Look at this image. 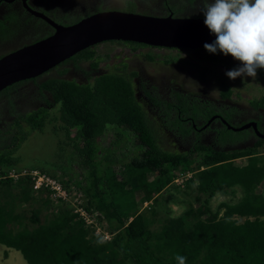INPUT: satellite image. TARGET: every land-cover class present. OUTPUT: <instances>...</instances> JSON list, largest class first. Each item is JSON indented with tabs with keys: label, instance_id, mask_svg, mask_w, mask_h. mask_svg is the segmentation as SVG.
Returning a JSON list of instances; mask_svg holds the SVG:
<instances>
[{
	"label": "trees",
	"instance_id": "1",
	"mask_svg": "<svg viewBox=\"0 0 264 264\" xmlns=\"http://www.w3.org/2000/svg\"><path fill=\"white\" fill-rule=\"evenodd\" d=\"M76 55L91 59L87 47ZM218 58L225 60L223 53L206 50L204 59ZM260 73L264 77V69ZM88 83L46 77L37 83V94L48 95L57 110L52 114L45 110L18 113L12 125L0 129V176L18 167L14 151L29 131L44 130L48 124L51 130L61 131L73 148L76 142L82 143L74 152V164L86 167L83 179L69 175L64 180L68 168L50 160L47 164L56 173L38 167H21V172L36 170L54 177L63 188L70 183L82 189L84 199L76 206L86 216L63 205L61 199L50 201L47 190L33 192L27 175L1 177L0 244L18 251L26 264H177V254L186 257L187 264H264V194L260 190L264 187V155L253 153L261 141L246 151L202 149L201 144L176 149L164 130L161 134L149 127L147 115L124 77L102 74ZM222 86L223 91L228 90L227 85ZM3 93L8 95V90ZM188 107L183 104L178 113L186 115ZM167 109L171 114L170 106ZM174 121L171 117L168 123L175 125ZM71 132L73 136L68 138ZM187 132L177 130L180 137ZM106 134L110 140L103 151L98 142ZM242 156H246L244 165L232 163ZM124 157L130 164L126 169L123 163L127 173L115 168L104 182L105 166L112 162L121 165ZM94 158L104 166L98 176L92 170ZM185 171L191 175L174 183ZM235 185L240 186L241 196L220 202L221 214L211 211L207 205L210 197ZM168 186L181 188L197 206L192 207L189 200L178 215L162 209L156 216L154 205L168 199L169 195L161 198ZM117 189L121 202L112 199ZM147 202L149 207L142 206ZM93 221L99 225L98 232ZM103 233L109 237L98 243Z\"/></svg>",
	"mask_w": 264,
	"mask_h": 264
},
{
	"label": "flooded vegetation",
	"instance_id": "2",
	"mask_svg": "<svg viewBox=\"0 0 264 264\" xmlns=\"http://www.w3.org/2000/svg\"><path fill=\"white\" fill-rule=\"evenodd\" d=\"M130 6L132 12L136 10L134 13L155 17L204 18L199 12L201 0H0V56L52 33V27L38 17L40 13L56 23L68 25L101 11L131 12ZM144 48L174 49L172 52L183 53L198 62V68L190 66L186 57L164 62L155 56L142 57ZM87 49L91 51V59L75 53L40 75L12 83L0 91V129L12 125L18 113L42 108L57 110L48 95L37 94V83L46 77L88 83L99 75L114 74L130 83L134 98L147 115L149 127L164 130L176 148L188 149L192 144H201L202 149L208 146L232 151L251 149L257 142H264V99L262 103L257 97L252 104L238 91L236 94L231 85L235 79L222 72L229 68L231 61H237L231 55L223 54L227 62L221 63L220 58L204 59V47L169 48L121 39L103 40ZM214 69L228 81L229 93L222 90V85L212 82ZM257 74L264 81L260 69ZM25 83L29 86L24 87ZM4 90H8V95H3ZM187 103L186 115L179 114V107ZM10 108H14V115ZM171 117L175 125L168 123ZM48 128L47 124L44 130ZM177 130L188 132L180 137ZM228 132L238 135L225 134Z\"/></svg>",
	"mask_w": 264,
	"mask_h": 264
},
{
	"label": "water",
	"instance_id": "3",
	"mask_svg": "<svg viewBox=\"0 0 264 264\" xmlns=\"http://www.w3.org/2000/svg\"><path fill=\"white\" fill-rule=\"evenodd\" d=\"M38 17L52 27V33L0 56V91L12 83L36 77L81 49L107 39L190 49L202 48L204 43L215 40L204 18L198 17H155L109 10L68 25L56 23L42 13Z\"/></svg>",
	"mask_w": 264,
	"mask_h": 264
},
{
	"label": "rangeland",
	"instance_id": "4",
	"mask_svg": "<svg viewBox=\"0 0 264 264\" xmlns=\"http://www.w3.org/2000/svg\"><path fill=\"white\" fill-rule=\"evenodd\" d=\"M130 11L133 10V7H129ZM136 10L134 9V12ZM132 12V11H131ZM174 49H154V48H144L141 52L142 57L147 56H155V58L161 59V61H165L166 59H169L171 61H176L177 59L181 60L183 57L185 59V54L179 53V52H172ZM186 60H188L190 66L194 68H198V62L191 61L189 58L186 57ZM221 63H225V60L218 59ZM231 65H229V68L224 69L222 72L226 73L228 70H231L233 68H236L240 66L239 61H231ZM212 77V82L214 84L219 85H227L230 87L229 84H226L228 81H224V77L222 73H218L216 69H214ZM233 87H235V91L237 94V91L240 95L244 96L245 98L250 99L249 102L254 104V101L257 97V100L260 101L264 99V81L262 80V76L259 74L256 75V77H250V76H242L237 77L234 80V83L231 84ZM24 87L29 86V83H25L23 85ZM260 95V96H259ZM257 101V102H258ZM261 103V105H262ZM260 105V106H261ZM44 109H40V112H43ZM46 111V110H45ZM55 110H47V114H52ZM39 113V112H37ZM36 113V114H37ZM14 115V114H13ZM21 124L24 125V122L21 121ZM49 127V125H48ZM156 131V130H155ZM157 133V132H156ZM161 134H165L163 130H160ZM160 134V135H161ZM228 135L236 136L238 134H231V133H225ZM73 136V132H71L68 135L69 137ZM110 140V135L106 134L104 139L102 141H99L98 144L101 148H104L103 151H106V147L108 145V142ZM66 141V142H65ZM157 142V141H156ZM158 145V142H157ZM81 142H76L75 147L73 148L69 142V140L62 134L61 131H54L48 128V130H40V131H29L26 135L23 141H21L16 148V151H14V155L17 156V162L16 166H18L16 169H9L7 170L6 174H19L21 173V167H38V168H44L48 169L51 172H54L51 170V166L48 165V160L59 163L62 168H68L67 173L63 176V179L66 180L69 175H77L78 178L83 179L85 177L84 170L85 166L83 164H74L75 157L77 156L76 153L77 150H80L82 148ZM159 146V145H158ZM194 146V144H192ZM191 146V147H192ZM76 149V150H75ZM256 155H264V142H262L258 147L253 148ZM249 150V148L242 150L246 151ZM193 154V153H192ZM191 155V154H190ZM113 158L114 156H110V158ZM93 156L89 157L91 160ZM94 161H91V164H93V172L95 176H98L101 173V168H104V166L98 164L96 161L97 158H94ZM122 164H118L117 162H112L105 166L107 168L106 174L103 176V181L108 182V176L111 170H114L115 168H121V170H125L123 168V163L126 166V169H130V164L125 163L128 160V157L120 158ZM112 161H114L112 159ZM232 163L237 166L244 165L246 163V156L239 157L238 159L232 160ZM127 164V165H126ZM56 173V172H54ZM123 173H127L126 170L123 171ZM59 177V173H57ZM63 174V173H62ZM13 176V175H12ZM102 178V175H101ZM174 180V179H173ZM183 179L181 178V175H177L175 178L174 183H181ZM67 195L64 201V204L66 207H74L78 203H82L84 197L82 195L83 190L79 189L76 186H73L72 184H68L67 188ZM260 190L264 194V187H262ZM258 190V191H260ZM190 192V190L188 191ZM195 191H193L194 193ZM114 196L112 199L116 202L122 201V195L121 191L119 189L113 191ZM242 194V190L240 186L235 185L230 188H226L222 191H216L212 197L208 200V207L211 211L218 210L219 214L222 212V208H220L219 203L220 202H232L233 200L238 199ZM161 198L162 201L165 199L164 197L168 196V199H165L166 201H163L160 205L155 206L154 210H156V216L159 211L167 210L171 211V215H178L182 210L185 208L186 204L190 199L187 197L183 191H181V188L173 189L171 186H168L164 191L161 192ZM190 197H192L190 195ZM160 198V199H161ZM191 201V200H190ZM194 199H192L191 204L192 207H196L197 203L193 202ZM146 208L150 206V203H143L142 206H145ZM153 205V204H152ZM80 207V206H79ZM95 227L97 228L96 232L99 231V225L94 222ZM106 236L109 237V235L103 233L102 239H106ZM4 246L0 244V264H26L22 256L18 251H15L14 249H7L6 256L3 255L4 252Z\"/></svg>",
	"mask_w": 264,
	"mask_h": 264
},
{
	"label": "clouds",
	"instance_id": "5",
	"mask_svg": "<svg viewBox=\"0 0 264 264\" xmlns=\"http://www.w3.org/2000/svg\"><path fill=\"white\" fill-rule=\"evenodd\" d=\"M201 2L202 7L199 12L204 15V24L210 33L215 35L214 41L204 43L205 50L213 54L219 51L225 56L231 55L235 60L240 61V66L226 72L230 79L242 76L256 77L257 70L264 69V0H201ZM19 174L11 173L15 175L11 177L5 172L0 178L8 176L15 179L17 176L27 175L33 192L47 190L50 201L57 202L58 199L65 201L66 196L56 197L50 185L33 187L36 175H32L31 171L23 175ZM38 174L41 173L38 172ZM179 175L184 180L191 175V172L185 171ZM49 178L58 183L54 177ZM58 185L67 192L59 183ZM73 208L78 211L81 207L75 205ZM81 210L83 211L82 208ZM83 216H86L85 212ZM97 242L103 243L104 241L101 239ZM4 249L7 254V249L12 248L4 246ZM175 260L177 264H187L186 257L179 254L175 256Z\"/></svg>",
	"mask_w": 264,
	"mask_h": 264
},
{
	"label": "built area",
	"instance_id": "6",
	"mask_svg": "<svg viewBox=\"0 0 264 264\" xmlns=\"http://www.w3.org/2000/svg\"><path fill=\"white\" fill-rule=\"evenodd\" d=\"M26 172L22 171L19 175H23ZM32 175H36L35 177V181H34V185L33 187H39L40 185H50L53 189H54V193L56 195V197H61L64 198L67 194V192L63 189H61V187L58 185L57 182H55L54 180L50 179L48 176L44 175V174H38L37 171H31ZM11 177H15V175H9ZM78 211L81 215H84V212L81 210V208H78Z\"/></svg>",
	"mask_w": 264,
	"mask_h": 264
},
{
	"label": "bare ground",
	"instance_id": "7",
	"mask_svg": "<svg viewBox=\"0 0 264 264\" xmlns=\"http://www.w3.org/2000/svg\"><path fill=\"white\" fill-rule=\"evenodd\" d=\"M146 15V14H145Z\"/></svg>",
	"mask_w": 264,
	"mask_h": 264
}]
</instances>
